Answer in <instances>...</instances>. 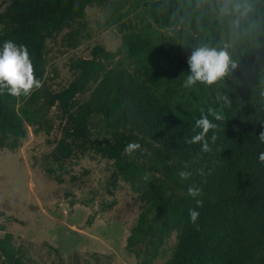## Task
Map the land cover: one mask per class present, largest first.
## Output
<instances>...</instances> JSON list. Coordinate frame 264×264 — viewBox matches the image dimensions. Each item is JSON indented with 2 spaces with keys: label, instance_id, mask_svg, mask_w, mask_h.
Listing matches in <instances>:
<instances>
[{
  "label": "trees",
  "instance_id": "1",
  "mask_svg": "<svg viewBox=\"0 0 264 264\" xmlns=\"http://www.w3.org/2000/svg\"><path fill=\"white\" fill-rule=\"evenodd\" d=\"M93 6L106 8L120 47L97 45L91 58H72L71 82L47 88L48 41L64 56L93 39L86 32ZM9 40L28 48L42 87L28 97L0 91V149L17 150L30 128L50 134L55 110L62 136L53 162L62 169L94 151L137 195L126 246L136 264H264V0H13L0 12V50ZM197 47L226 50L236 68L211 86L185 88ZM210 108L223 119L209 115L217 127L205 153L188 140ZM131 142L141 149L129 155ZM181 171L191 176L182 180ZM193 185L196 198L188 195ZM190 209L200 213L196 225ZM0 264L37 263L6 233Z\"/></svg>",
  "mask_w": 264,
  "mask_h": 264
},
{
  "label": "rangeland",
  "instance_id": "2",
  "mask_svg": "<svg viewBox=\"0 0 264 264\" xmlns=\"http://www.w3.org/2000/svg\"><path fill=\"white\" fill-rule=\"evenodd\" d=\"M12 2L0 0V12ZM87 14L86 32L95 36L78 50L61 56V44L48 41L47 88L60 91L71 82L72 58H91L97 45L109 51L120 47L121 35L108 24L106 8L93 6ZM51 117L55 127L50 134L35 135L30 128L17 150L0 149V238L13 234L16 246L26 248L37 264H136L126 246L140 212L137 195L123 180L115 181L113 163L94 151L62 169L53 162L50 155L62 132L55 110ZM114 200L106 210L104 205Z\"/></svg>",
  "mask_w": 264,
  "mask_h": 264
},
{
  "label": "clouds",
  "instance_id": "3",
  "mask_svg": "<svg viewBox=\"0 0 264 264\" xmlns=\"http://www.w3.org/2000/svg\"><path fill=\"white\" fill-rule=\"evenodd\" d=\"M187 62L190 67V74L187 75L184 82L185 88L194 87L197 83L211 86L224 78L229 73L230 67L231 69L236 68V64L231 62L226 50L217 51L209 47L194 48ZM41 87L42 81L37 79L34 74V65L28 48L25 45H17L10 40L5 41L2 50H0V91L7 89L8 94L13 97H28ZM209 115L215 120L223 119L220 113L210 108L208 115H202L195 121V128L200 129V131L188 140V143L201 144V151L205 153L211 151L206 137L211 130L217 127L208 118ZM258 137L264 143V132H261ZM215 139L216 137L213 136V142H215ZM140 149L141 145L139 143L131 142L125 147L124 151L131 155ZM259 160L261 163H264V153L259 155ZM150 175V173L145 174L144 179H149ZM179 175L182 180H187L191 176V173L181 171ZM188 195L196 198L200 195V189L194 185L190 186L188 188ZM196 204L197 207L203 206V202L200 200H197ZM199 215L198 211L190 209V222L196 225Z\"/></svg>",
  "mask_w": 264,
  "mask_h": 264
}]
</instances>
